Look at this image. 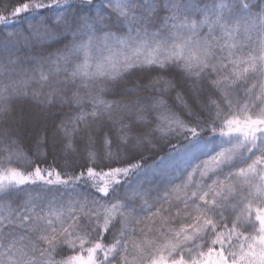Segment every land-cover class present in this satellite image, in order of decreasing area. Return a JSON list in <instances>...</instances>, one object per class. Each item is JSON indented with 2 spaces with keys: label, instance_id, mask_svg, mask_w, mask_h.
Returning a JSON list of instances; mask_svg holds the SVG:
<instances>
[{
  "label": "snow or ice",
  "instance_id": "snow-or-ice-1",
  "mask_svg": "<svg viewBox=\"0 0 264 264\" xmlns=\"http://www.w3.org/2000/svg\"><path fill=\"white\" fill-rule=\"evenodd\" d=\"M0 264H264V0H0Z\"/></svg>",
  "mask_w": 264,
  "mask_h": 264
},
{
  "label": "trees",
  "instance_id": "trees-1",
  "mask_svg": "<svg viewBox=\"0 0 264 264\" xmlns=\"http://www.w3.org/2000/svg\"><path fill=\"white\" fill-rule=\"evenodd\" d=\"M217 134V133H216ZM215 134L201 133L197 137H189L187 140H180L178 143L172 141L170 145H165L159 153H154L148 158V167L142 168L140 171L125 178V182H122L123 187L116 189V194H121L127 190L129 185H140L147 192H153L160 187L168 174L170 168L176 158V156L192 146L197 142L207 140Z\"/></svg>",
  "mask_w": 264,
  "mask_h": 264
},
{
  "label": "rangeland",
  "instance_id": "rangeland-1",
  "mask_svg": "<svg viewBox=\"0 0 264 264\" xmlns=\"http://www.w3.org/2000/svg\"><path fill=\"white\" fill-rule=\"evenodd\" d=\"M227 138L220 137L219 134H215L211 138L197 142L187 149L180 152L171 168L170 172L166 175L162 185L155 189L153 192H148L153 200L161 198L166 190H168L175 183H179L184 174L201 159L207 158V156L214 154L219 150L222 143H226Z\"/></svg>",
  "mask_w": 264,
  "mask_h": 264
}]
</instances>
